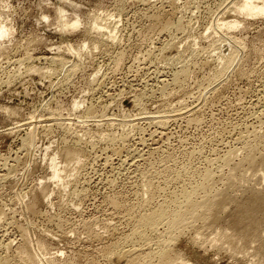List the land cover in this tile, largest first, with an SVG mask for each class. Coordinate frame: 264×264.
Listing matches in <instances>:
<instances>
[{"label":"rangeland","instance_id":"rangeland-1","mask_svg":"<svg viewBox=\"0 0 264 264\" xmlns=\"http://www.w3.org/2000/svg\"><path fill=\"white\" fill-rule=\"evenodd\" d=\"M240 1L0 0L11 37L0 40V239L14 241L1 257L23 264L16 250L29 237L59 264H125L140 247L127 238L139 215L207 169L206 185L232 198L264 189V14L236 12ZM251 153L253 172L240 163ZM231 162L242 165L231 170L237 182ZM234 205L213 224L186 225L175 251L199 264H256L264 235L213 243L218 229L233 233ZM163 228L142 248H157Z\"/></svg>","mask_w":264,"mask_h":264},{"label":"bare ground","instance_id":"bare-ground-1","mask_svg":"<svg viewBox=\"0 0 264 264\" xmlns=\"http://www.w3.org/2000/svg\"><path fill=\"white\" fill-rule=\"evenodd\" d=\"M235 7H236L235 11L239 12L242 15L257 16V15H263L264 14V2L263 1L261 2L259 0H241L237 4V6L235 5ZM221 25L228 28V29H232V28L238 27L239 22L222 20ZM92 27H93V25H92ZM92 29H94V30L97 29L98 34L100 32H102V31H100L101 30L100 26L96 25V24ZM97 30H96V32H97ZM9 32H10V28H8V27L6 28L5 26H3L2 28H0V36H2V37L8 35ZM110 36H112V35H110ZM227 40H228V38H227ZM231 44H233V43H231ZM234 45H235V43L233 44L232 48H234ZM231 46L232 45H230V47ZM236 47L238 48V46H236ZM232 48H229V49H232ZM236 50H238V49H236ZM236 50L234 49L233 51H236ZM231 51L232 50H230V53H231L230 56L228 55L229 57L226 60V69L228 66L230 67V64L233 62V60L236 56V54L232 53L233 51L232 52ZM225 56L226 55H224V57ZM135 100H137V99H135ZM176 110L179 111V109H176ZM176 110H174V111H176ZM179 113H183V112H179ZM173 114H175V113H173ZM177 115L171 114L169 117H167V116H162V117H158V118L156 117L157 119L155 121H159L162 124H167V122L169 121L170 118H175V117H177ZM254 115H256V114H254ZM159 125L161 126V124H159ZM254 148H256V147H254ZM252 149L253 148H251L250 150H252ZM252 151H249V152H252ZM69 152H71V153H68L70 158L76 159L75 158L76 153H74V152L72 153V151H69ZM233 153H230V154H233ZM253 153H254V151H253ZM253 153L249 154L247 159L245 157H243L245 159H242V162H240V161L239 162L242 163V165H243V164L247 163V160L249 159V161H248L249 166L248 167H251L250 169H252L254 166L257 165V162H258L257 159L255 158V156H253L254 155ZM230 154L227 155V157L225 159V161L227 160V162H225L226 164H229L230 161H232L233 157H231ZM69 156H67V157H69ZM234 159H235V157H234ZM234 162H231V163H233V165H235ZM236 162H238V161H236ZM260 164H261V162H260ZM260 164L258 165L259 168H260ZM242 165L239 166L238 168L235 165V167H236L235 169L230 168L228 173H230L232 175H229V178H233V180H236L235 182H237V179H235V178H237L236 175H238V174L236 173V175H235L234 173H231V172L234 170H237V169L240 170V167L242 168ZM254 168L251 170V172L257 170ZM53 169H54V171H53L52 176L54 178H59L60 171L58 172L56 170L57 168H53ZM250 169L249 168L248 169L243 168V170H245L246 173H251L249 171ZM261 169L264 170L263 168H260V171H261ZM247 171H249V172H247ZM255 175H257V174H255ZM2 176H4V174H1V177ZM214 176L215 175L212 176V171H208V169H207L203 173V175L199 181L190 183V185L188 184L189 186L186 188H183V190L181 192L179 191L180 192L179 194H174V196L171 195L172 196L171 199L163 202L160 206L158 205L159 206L158 208L156 207V209H152L151 211H147L146 213L139 215V217L137 219L136 226L134 227V230L132 231L131 235H129L127 237L129 240L126 238V240H128L130 242H128V241H126V242H128L129 244L130 243L133 244V246H135L134 248L139 247V246L140 247L135 249V251L137 252V254H135L136 252L134 253L135 256H133L134 254L132 256L129 255L131 257L127 256L125 264H199V263H195V262H191L190 260H187L185 258L186 256L181 254V252H177L178 250L175 251V249L173 248L174 242L177 239H179V236L182 234L183 228L186 225H188L189 223H191L193 220L202 218V220L205 223H207V225L208 224L210 225L211 223L213 224L214 222H216L217 216L219 215L218 213H220L221 211L226 209L225 208V207H227L226 205L230 204L231 202H235V204H236V206L234 205L235 206V208H234L235 216L233 218V227H232L233 233H227L228 232L226 230V229H228L227 227L223 228L226 231H222V229H218L217 230L218 233L216 231L217 234L215 235L214 238H212L213 243L218 242V241H216V240H218L217 237H222L220 239H221V241H224V243H226V246H227V242H225V240L226 241L230 240V242H232V243L234 242V240H237V243H238V240H239V242L242 241L246 245L247 243L249 244V242H255L254 239L256 238V235H257V237L259 234H260L259 235L260 237H261V235H264V231H263L264 229L262 228V222L264 223V189H262L261 191H259V190L254 191L251 196L249 194H246V196L242 200L240 198L238 200L237 196H240V194L237 195L236 191H235L236 192V194H235V192L232 191L233 188L229 189L230 187L228 185L231 186V184H228V183H227L228 184L227 187H229V188H226V189L231 190L229 192H232V193L234 192L235 198L231 197V193L226 192L228 190H225V191H223L221 189H219V191L213 190L214 188H213L212 184H210L212 187L209 186V184H208V186L210 187L209 188L210 190L212 188L213 189L211 191L206 190L208 187L206 185V183H208L209 181L213 182ZM258 178H259V180L261 179L262 181H264V171L262 172V174ZM211 179H212V181H211ZM238 179H240V178H238ZM228 180L231 181V179H228ZM233 184H235V183L233 182ZM213 185H214V183H213ZM235 187L237 189L240 187L243 188V185H239V186H235ZM202 191L204 192L203 194L201 193ZM243 191H244V193H246L245 190H243ZM143 205H144V203H143ZM2 214H4V211L0 212V232H2V230H1L2 223H5V221H3V217H5V216ZM253 219H255V221ZM241 223H242V225H241ZM161 225H164V228H163L164 230L162 233L159 234V237L157 238L158 239L157 248L150 247V249H149V246H147L149 251L147 250V248L146 249L142 248L143 246L146 247V245L150 244L149 241L152 237H150L151 234H149V232L150 231L151 232L152 231H159L158 229ZM4 226H6V225H4ZM241 226L243 229L241 228ZM239 227L241 228L240 231L238 230V229H240ZM229 229H231V227ZM259 229H261L260 232H258ZM4 230H6V229H4ZM262 231H263V233H261ZM220 232L222 233L221 236L218 235V234H220ZM254 232H256V233H254ZM4 234H3V236H4ZM23 235L27 236V234H25V232H23ZM24 236H22V238ZM28 236H30V235H28ZM223 238H224V240H222ZM26 239L27 240H26L25 244L22 243V244H24V246H22L21 248L19 247L20 250L19 249L16 250L17 251L16 255L18 253L17 256H19L20 260L24 261L23 264H25V262L27 264H59L54 259L52 260L50 258H47L46 251L48 249H46L45 243L41 242L42 239H41V241L37 240V239L35 241V240H33V238H29V237H26ZM2 240L0 239V247H2L1 245H5V247L7 249L12 248L11 244H13L14 241H13V243H11L12 240H9L10 242L8 243L7 242L8 240H7L6 241L7 244H3ZM23 240H25V239H23ZM263 242H264V240H262V244L258 243L259 245L255 246L254 247L255 249H252V250H254L253 255H256V256H254L256 259H253V260H257L256 264H264V250H263L264 249V243ZM251 244H254V243H251ZM235 245L237 246L236 243H235ZM250 247L253 248L252 245ZM134 248H131V249H134ZM118 249H120V248H118ZM232 249H234V248H232ZM243 249L245 250V248H243ZM246 249H248V251H246V253L247 252L252 253V251L249 252V250H250L249 248L246 247ZM113 250H114V248H113ZM115 250H116V248H115ZM146 250H147V252H146ZM3 254H5V253H3ZM244 255H245V253H244ZM0 264H19V263H14L11 261V259L9 257H5V256L1 257V255H0Z\"/></svg>","mask_w":264,"mask_h":264},{"label":"clouds","instance_id":"clouds-1","mask_svg":"<svg viewBox=\"0 0 264 264\" xmlns=\"http://www.w3.org/2000/svg\"><path fill=\"white\" fill-rule=\"evenodd\" d=\"M4 39H11V37H2V36H0V40H4Z\"/></svg>","mask_w":264,"mask_h":264}]
</instances>
